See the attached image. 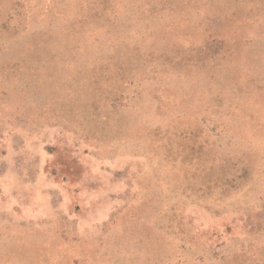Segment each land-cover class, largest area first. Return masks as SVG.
Here are the masks:
<instances>
[{"label": "rangeland", "instance_id": "rangeland-1", "mask_svg": "<svg viewBox=\"0 0 264 264\" xmlns=\"http://www.w3.org/2000/svg\"><path fill=\"white\" fill-rule=\"evenodd\" d=\"M0 264H264V0H0Z\"/></svg>", "mask_w": 264, "mask_h": 264}]
</instances>
